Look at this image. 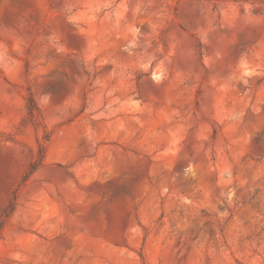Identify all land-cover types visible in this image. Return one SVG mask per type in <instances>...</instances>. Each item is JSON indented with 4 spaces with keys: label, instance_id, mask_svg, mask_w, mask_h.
Wrapping results in <instances>:
<instances>
[{
    "label": "rangeland",
    "instance_id": "1",
    "mask_svg": "<svg viewBox=\"0 0 264 264\" xmlns=\"http://www.w3.org/2000/svg\"><path fill=\"white\" fill-rule=\"evenodd\" d=\"M0 264H264V0H0Z\"/></svg>",
    "mask_w": 264,
    "mask_h": 264
},
{
    "label": "trees",
    "instance_id": "2",
    "mask_svg": "<svg viewBox=\"0 0 264 264\" xmlns=\"http://www.w3.org/2000/svg\"><path fill=\"white\" fill-rule=\"evenodd\" d=\"M232 1H240V0H232ZM29 102H30V105L28 106V111H29L30 116L32 118H34L35 117V111L37 109H36V107H34V101L32 99ZM34 171H35V167L32 166L30 174H32ZM6 217H8V215H6Z\"/></svg>",
    "mask_w": 264,
    "mask_h": 264
}]
</instances>
